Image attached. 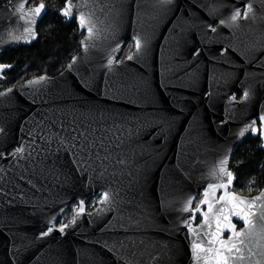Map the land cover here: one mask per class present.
Returning a JSON list of instances; mask_svg holds the SVG:
<instances>
[{
    "label": "water",
    "instance_id": "obj_1",
    "mask_svg": "<svg viewBox=\"0 0 264 264\" xmlns=\"http://www.w3.org/2000/svg\"><path fill=\"white\" fill-rule=\"evenodd\" d=\"M20 2L0 0V58L38 37L46 8L29 24L16 11ZM248 3L249 18L233 23V11ZM78 11L91 13L97 33L87 48ZM73 18L83 36L66 67L0 92V264H169L192 235L187 200L194 197L193 207L203 199L208 183L219 182L211 175L219 161L227 157L230 170L238 144L258 134L240 131L264 113L263 91L230 99L234 83L219 77L216 62L220 45L239 56L252 32L264 42V0H88L67 20ZM133 36L142 41L140 52ZM129 41L132 50L120 60ZM172 45H191L188 59L195 45H205L199 76L196 60L178 64ZM79 131L97 141L91 155L80 150ZM17 147L23 152L14 155ZM105 192L109 200L101 203ZM90 196L99 197L96 207L77 215L78 207L61 233L59 216L72 202L83 200L85 208ZM252 248L256 254L242 264L264 259Z\"/></svg>",
    "mask_w": 264,
    "mask_h": 264
},
{
    "label": "snow or ice",
    "instance_id": "obj_2",
    "mask_svg": "<svg viewBox=\"0 0 264 264\" xmlns=\"http://www.w3.org/2000/svg\"><path fill=\"white\" fill-rule=\"evenodd\" d=\"M165 2H169V0H165ZM81 6L88 7V0H83L82 5L74 4V0H66L64 7L60 10L61 15L65 19H70L73 16L74 8ZM25 7V0H21L16 7V11L20 13V19L27 20L29 24H34L35 17H39L46 6L41 2L27 12L25 11ZM252 12V4L248 3L243 11L240 8H236L230 19L233 23H236L242 15L244 19H248ZM76 19L81 29H87L88 35L85 41L81 42L87 48L89 45L86 41L91 40L97 34L92 21V15L91 13L86 14L83 11H78ZM220 23L225 24V21L221 20ZM211 30L213 32L216 31L215 28ZM24 31L34 35L31 27H26ZM133 40L135 41L136 51L140 52L142 48L140 37L133 36ZM117 48H119V45H117ZM132 58L129 55L128 59ZM112 62V59H109V65ZM9 67V65H0V73ZM39 79L43 80L45 78L40 77ZM35 82L29 81L28 83L32 84ZM8 91H11V89ZM0 95H5V93H0ZM248 97L249 92L245 90L244 99L247 100ZM232 99H235V97L233 96ZM259 120L261 122L260 128L255 126L256 121L253 120L251 124L246 125L240 131V136H243L250 128L253 134L258 133L261 139H264V113L260 115ZM78 137L80 138V150L82 152H88L91 155L92 149L96 147L97 141L95 139H89V134L86 131H79ZM76 140L77 136L74 135L72 141ZM64 143L62 139L61 146H64ZM75 146V143H72L69 147ZM21 152H23V149L17 147L14 155ZM211 175L216 176L219 182L208 183L203 191L204 198L193 208L194 197H190L183 209L184 211L191 212V216L185 220V227L195 237L191 243L192 261L194 264H242V262L249 259V256L256 254L253 252V244L261 249L260 255L264 258V192H261L259 196L252 199H246L231 190L235 175L228 169L227 157L219 161L217 167L212 170ZM218 190H223V192L217 198L215 194ZM109 196V193H103L101 203H106L109 200ZM205 205L207 206V211L203 210V206ZM84 211V201L81 200L77 215L83 214ZM197 213L202 215L203 220L201 225L194 227L193 223H190L189 220L194 222ZM233 217L243 222L244 228L242 230H237L236 224L233 223ZM71 223H75V218ZM213 224L215 227H213ZM66 227L67 225L62 224L59 231L63 233ZM52 231L53 228L49 227L42 235L46 236ZM225 231L230 233L227 239L223 238ZM257 264H264V259L257 261Z\"/></svg>",
    "mask_w": 264,
    "mask_h": 264
},
{
    "label": "trees",
    "instance_id": "obj_3",
    "mask_svg": "<svg viewBox=\"0 0 264 264\" xmlns=\"http://www.w3.org/2000/svg\"><path fill=\"white\" fill-rule=\"evenodd\" d=\"M65 0H31L30 5L43 2L46 12L37 26V39L30 45H20L6 51L1 61L11 64L4 84L21 78L46 74L54 76L61 72L71 58L79 51L83 33L75 19L68 21L60 16L59 10ZM130 45L123 51L128 52ZM258 138L247 136L234 150L230 169L235 175L234 190L249 195L264 187V151ZM96 196H92L90 203ZM72 211L67 213L70 216Z\"/></svg>",
    "mask_w": 264,
    "mask_h": 264
},
{
    "label": "flooded vegetation",
    "instance_id": "obj_4",
    "mask_svg": "<svg viewBox=\"0 0 264 264\" xmlns=\"http://www.w3.org/2000/svg\"><path fill=\"white\" fill-rule=\"evenodd\" d=\"M38 4H40V3H38ZM38 4L30 5V3H29L30 6H36ZM244 9H245V6H243L242 11ZM241 18H243V15L241 16ZM218 25H219V23H216V24H214V26L212 28H215ZM250 38H251L250 41H252L251 45H244L242 47L241 55H239V56H238V51L236 52L235 55H232V52H231L232 45H220L221 56L223 54H226L227 50H229V56L227 58L223 57V59L221 56H219L218 61L216 62L217 63L216 68H217V73H218L219 77L223 81L228 82V83L233 81V83H234L233 87H232V89H229V92H230L229 98L232 99V97L234 96L235 99H233V100L237 103L242 102V100H244L245 90H247L249 92V94H250L251 90L263 91V93H264V42H261L262 37L256 31L252 32L250 34ZM127 45H130L129 46L130 49L128 50V52L123 57L121 55L120 60H123L132 50L133 44L130 41L126 43L125 47ZM190 46L191 45H172L171 46V52L174 56V59L176 60V62L178 64H183L184 62H190L192 64L194 62V60H196L197 69H198V76H199V74L202 73V71H203L204 62H205L204 61L205 45H195L196 50H194L192 52L191 58L188 59ZM215 46L218 47V45H215ZM125 47H124V49H125ZM124 49H123V51H124ZM6 51H8V50H6ZM208 54H209V52H208ZM2 56H1V58H2ZM1 58H0V64L1 65H9L10 67L5 69L4 72L1 74L0 92L4 89L13 87V86L18 85L20 83H23L26 80L31 79L33 77L46 75V74H40V75L31 76L28 78H21V79L16 80L15 82H12L11 84L5 85L4 81L6 80L5 79L6 73H7V71L10 70L12 65L5 63V62H2ZM232 68H234V72H233ZM56 75H54V76H56ZM46 76H48V75H46ZM49 77H53V76H49ZM255 121H256L257 128H260L261 122H260L259 118L256 117ZM249 135L252 137L258 138L260 140L259 142H260V147H261L262 141H261L260 135L259 134L252 135L251 133H249L247 136H249ZM11 151L12 150H10V152ZM232 190L235 191L234 186H233ZM260 191H261V189L258 192H260ZM258 192L252 193L249 195H244V196H253V195L257 194ZM236 193L239 194L238 192H236ZM240 195H243V194H240ZM91 197L92 196H90L88 198V200L85 202V211L86 212H91L94 209V208H90L91 203L89 205V200ZM201 198H202L201 195H199L196 198L194 205H193V208L199 203ZM78 207H79V205L77 202H72L67 207L65 212L59 216V218L56 221V226H59V225L61 226L62 224L63 225L68 224L70 222V219L76 213ZM70 210L72 211L71 215L66 217L67 213H69ZM203 210L205 211V208H203ZM201 221H202V215L197 213L195 221L193 222L190 220L189 222L193 223L194 227H197ZM235 223L237 226V230H239L242 227V225L238 222H235ZM229 235H230V233H224L223 238L227 239ZM193 239H195V237L193 235H188L186 237V239H184V242L182 243L183 250L181 251V256H178V258L169 259V261H167V263H169V264H194V262L192 261V258H191V243H192Z\"/></svg>",
    "mask_w": 264,
    "mask_h": 264
},
{
    "label": "rangeland",
    "instance_id": "obj_5",
    "mask_svg": "<svg viewBox=\"0 0 264 264\" xmlns=\"http://www.w3.org/2000/svg\"><path fill=\"white\" fill-rule=\"evenodd\" d=\"M97 200H98V197H96L95 201H94V202H92V204H91L90 208H93V207H95V206H96V204H97Z\"/></svg>",
    "mask_w": 264,
    "mask_h": 264
}]
</instances>
